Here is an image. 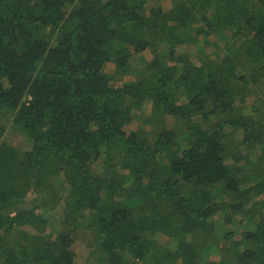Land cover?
<instances>
[{
    "label": "trees",
    "instance_id": "obj_1",
    "mask_svg": "<svg viewBox=\"0 0 264 264\" xmlns=\"http://www.w3.org/2000/svg\"><path fill=\"white\" fill-rule=\"evenodd\" d=\"M0 264H264V0H0Z\"/></svg>",
    "mask_w": 264,
    "mask_h": 264
},
{
    "label": "rangeland",
    "instance_id": "obj_2",
    "mask_svg": "<svg viewBox=\"0 0 264 264\" xmlns=\"http://www.w3.org/2000/svg\"><path fill=\"white\" fill-rule=\"evenodd\" d=\"M134 127V126H133ZM161 242H165V243H168L169 242V240H167V239H165V238H163V237H159L158 238Z\"/></svg>",
    "mask_w": 264,
    "mask_h": 264
}]
</instances>
